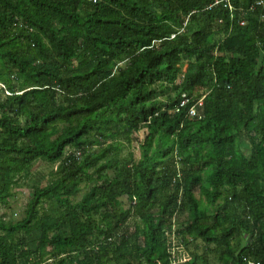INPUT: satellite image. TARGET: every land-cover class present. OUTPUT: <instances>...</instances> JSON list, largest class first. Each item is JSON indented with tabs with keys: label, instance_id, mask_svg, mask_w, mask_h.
<instances>
[{
	"label": "trees",
	"instance_id": "obj_1",
	"mask_svg": "<svg viewBox=\"0 0 264 264\" xmlns=\"http://www.w3.org/2000/svg\"><path fill=\"white\" fill-rule=\"evenodd\" d=\"M230 4L0 0V264H264V3Z\"/></svg>",
	"mask_w": 264,
	"mask_h": 264
},
{
	"label": "rangeland",
	"instance_id": "obj_2",
	"mask_svg": "<svg viewBox=\"0 0 264 264\" xmlns=\"http://www.w3.org/2000/svg\"><path fill=\"white\" fill-rule=\"evenodd\" d=\"M129 148L124 149L122 151L123 155L127 154ZM57 163L49 164L44 161H40L33 166L30 172L23 174L19 178V183L13 188V197L10 200L9 206L2 208V213H5V218L8 220H17L21 218L24 214V210L26 208L27 202L32 195L33 186L39 185L41 182L44 183L46 180H50L54 178L56 174H52V171L55 170ZM85 185H81L80 190L75 194V200H79L85 191ZM121 205L124 208H127L130 205V199L128 196L123 195L120 197ZM131 229H133L132 220L129 222ZM174 240V251H176L177 259L176 264H182L186 255L188 254V250H195L197 252H201V245L199 249L196 250L193 245L189 246V249L182 248L177 245V241Z\"/></svg>",
	"mask_w": 264,
	"mask_h": 264
},
{
	"label": "built area",
	"instance_id": "obj_3",
	"mask_svg": "<svg viewBox=\"0 0 264 264\" xmlns=\"http://www.w3.org/2000/svg\"><path fill=\"white\" fill-rule=\"evenodd\" d=\"M224 1H226L229 4V7L232 8V5L230 4V0H224ZM256 3L257 4H263L264 0H256ZM244 23H245L244 20L241 21V24H244ZM183 102H185V101H183ZM195 113H196L195 108L194 107L190 108V111H189L190 116L195 115ZM175 264H176V262H175Z\"/></svg>",
	"mask_w": 264,
	"mask_h": 264
}]
</instances>
